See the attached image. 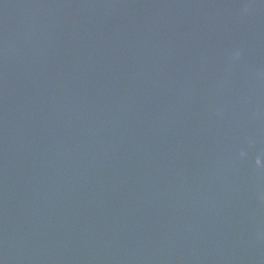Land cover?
<instances>
[{"label": "water", "instance_id": "1", "mask_svg": "<svg viewBox=\"0 0 264 264\" xmlns=\"http://www.w3.org/2000/svg\"><path fill=\"white\" fill-rule=\"evenodd\" d=\"M0 264H264V0H0Z\"/></svg>", "mask_w": 264, "mask_h": 264}]
</instances>
